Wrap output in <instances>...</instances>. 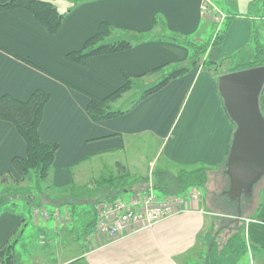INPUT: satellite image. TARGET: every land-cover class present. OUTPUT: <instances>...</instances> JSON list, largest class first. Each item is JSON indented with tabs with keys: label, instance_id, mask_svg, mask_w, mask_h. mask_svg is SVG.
Returning a JSON list of instances; mask_svg holds the SVG:
<instances>
[{
	"label": "crops",
	"instance_id": "1",
	"mask_svg": "<svg viewBox=\"0 0 264 264\" xmlns=\"http://www.w3.org/2000/svg\"><path fill=\"white\" fill-rule=\"evenodd\" d=\"M53 2L62 12L71 10L57 35H51L26 10L0 14V96L11 95L27 101L36 90L51 95L39 134L43 143L59 144L51 174L55 190L67 189L75 185L76 180H82L76 167L124 150L126 139L133 141L147 134L161 143L158 155L166 156L172 164L184 165L179 168L198 165L217 168L221 164L230 151L236 131L218 88L220 76L231 73L224 68L219 74L194 68L130 112L112 120L93 122L87 113V95L109 96L125 84L123 72L135 79L161 66L186 64L190 51L183 43L170 41L169 34L192 38L196 44L211 40L215 26L211 17L201 10L203 0H94L77 6L74 0ZM213 2L231 18L224 24L230 21L223 44L210 49L206 60L220 63L237 52L254 49L252 40L261 29L257 20L264 14V0ZM156 19L162 20L157 26ZM103 22L110 23L117 32L123 29L143 34L158 32L160 40H141L131 50L91 58L86 66L70 62L67 55L81 51ZM118 36L116 34L114 39ZM41 71L53 74V78ZM158 80L153 75L134 82L132 91L118 102V108L131 109L139 97L130 102L129 107H119L120 103L128 102L130 93L144 92ZM260 107L264 115V90ZM26 153V143L16 127L0 120V175L11 172L19 179L12 159L26 157ZM208 206L204 198L199 204H192L190 211L164 220L152 229L131 234L110 245L89 248L74 259L49 264L77 261L81 264H204L207 252L203 251L215 223V213H211ZM61 210L55 209L59 213ZM69 212L67 209L66 215L74 220L81 208L74 214ZM34 216L31 222L37 231L31 235H37V242L48 252L53 251L66 225L55 220L50 222L52 218ZM242 220L248 246L264 248V195L261 205ZM24 225H28L25 218L5 209L0 217V248ZM26 233L14 248L17 264H30L26 254L33 258L32 250L44 252L34 247L36 242L29 236L26 238ZM42 241L46 242L41 244ZM245 259L249 261L250 255Z\"/></svg>",
	"mask_w": 264,
	"mask_h": 264
},
{
	"label": "trees",
	"instance_id": "2",
	"mask_svg": "<svg viewBox=\"0 0 264 264\" xmlns=\"http://www.w3.org/2000/svg\"><path fill=\"white\" fill-rule=\"evenodd\" d=\"M74 1V6H77L80 3L94 0ZM16 9H23L30 12L38 22L47 28L51 35H57L60 32L66 15L71 11L68 10L66 12H61L58 8H56L53 0H0V14ZM229 23L230 21L226 24L225 28L221 31L217 38H215L213 43L209 40L204 44H196L189 41V38L186 36L174 33L171 35L169 34L168 37L170 38V41L174 43H183L191 49V56L188 62L180 67H176V69L169 74L165 72L166 67L169 65L156 68L135 79L126 72H123L125 84L121 88L105 98H98L89 95L87 113L90 119L93 122H102L120 117L130 112L140 102L162 91L172 81L186 76L194 68L201 67L203 70L208 72L219 74V71H221L226 65L225 63H227L229 59H232L233 56L224 59L220 63L206 60L205 57L211 47H218L223 44V39ZM155 25H159L158 19L155 20ZM116 34L119 36L114 39ZM152 39L160 40L158 32L156 34H142L133 38V36H126L118 33L110 23L103 22L100 25L97 34L84 44L83 49L81 51L68 54L67 59L77 65L86 66L91 58L128 51L137 46L141 40L150 41ZM260 40L259 33H255L252 40V43L255 46V57L253 61L249 64L238 66L239 69L233 68L228 72H237L264 66V45L261 44ZM0 50H2L1 47ZM30 65L32 64L30 63ZM153 75L158 77L160 81L147 88L143 92L141 98L132 104L131 109L121 110L118 108V102L122 100L124 95L132 91L134 82L139 81V79H142L143 77ZM50 99L51 95L44 90H36L27 101L17 100L11 95L0 96V120L11 123L16 127L20 136L24 139L27 149L26 157H15L12 159L13 170L17 173L19 179L15 178L11 172L2 174L0 175V186H4L9 182L14 185H22L26 181H29L32 175L35 176L38 182L50 179L56 153L59 149V144H45L41 141L39 134L44 109ZM229 152L217 168H210L205 165L180 168V172H178V176L176 178H173L174 180L169 177L167 172H159L156 175L154 187L155 189L161 190L164 197L170 194L171 184H174V182H177L175 191L178 192V196L184 195L186 190L194 187L205 189L206 195H209L206 187L208 179L207 171L216 169L225 170ZM127 180V177L121 176L115 178L111 177L109 179L103 178L101 181L96 182L97 192H104V194H98L99 198L96 199H94V197L93 199L92 197H89V200L91 201L90 205L94 208L93 214L95 215L94 220L89 224V228L94 227L97 223V215L95 212L97 204H104L109 200L112 201L115 198H122L123 194L126 192L125 184ZM226 191L227 190H223L222 193L226 195ZM111 192H115V196L109 195ZM12 197H17V199H13ZM35 200V195L30 193L26 188H3L0 191V214L4 212V209L15 212L14 207H18V205L21 204L28 207L34 206L33 204ZM80 208L81 205L76 204L72 210L68 208L70 215L71 213L74 214L75 211ZM58 214L61 213L58 212ZM232 223H234V225L228 227L230 234L226 242L222 243L221 246L217 245V242L215 241L216 239L211 242L207 250L204 264H239L241 260L250 255L251 252L255 258L259 257L264 260V248L249 247L246 243L244 236L245 224L243 223V220L240 222L234 220ZM16 242L17 240H13L12 237L6 245L0 248V264H17L14 255Z\"/></svg>",
	"mask_w": 264,
	"mask_h": 264
},
{
	"label": "rangeland",
	"instance_id": "3",
	"mask_svg": "<svg viewBox=\"0 0 264 264\" xmlns=\"http://www.w3.org/2000/svg\"><path fill=\"white\" fill-rule=\"evenodd\" d=\"M160 21L162 22V20ZM257 22L261 23L259 25L261 26V29L259 30L258 33L260 35L261 44L264 45V24H263L264 14L262 15V17L258 18ZM118 33L124 34L126 36L128 35L140 36L143 34V33H132L125 29L118 31ZM189 41L194 42L192 38H189ZM213 41H214V34L212 36L211 43H213ZM206 42L204 41L202 44ZM254 47L255 46H253V48ZM187 48L191 53V49L189 47ZM210 49H213V47H211ZM254 52L255 49L249 50L248 48L245 51H240L237 52L235 55H232L233 58L229 59L228 62L225 63L226 65L223 67L225 69L224 71H231V69L233 68L239 69L238 66L251 63L255 57ZM242 54H244L245 57ZM182 65L183 64L169 65L168 67H166L165 72L169 74L174 69H176V67H180ZM41 72L45 73L50 77H52L53 75L46 71H41ZM159 81L160 80H158V82ZM142 93L143 91L141 92L138 91L137 93L134 91V93H130L127 97L128 102H124L123 105L122 103H120L119 107L122 106L129 107V103L136 100V98L138 97H139L138 99H140ZM89 95L87 96L89 97ZM160 146L161 143L157 139H155L152 135H148V134L138 137L136 138V140L133 141H131L130 139H126V147L124 150L110 153L109 155L101 159H92L87 164L76 167V170H78V172L80 173L79 176L82 177L81 178L82 180H78V181L76 180V184L68 187L67 189L55 190L56 188L54 189L52 187V181H51L52 176L47 181L38 182L34 175H32L29 181H26L22 185H14L11 184V182H9L4 186L3 185L0 186V191L3 188L5 189L7 187L14 189L26 188L30 193H32L36 197V200L34 201L33 204L34 206L28 207L25 206L24 204H21L18 205V207H14L15 209L14 213H18L22 218H25L28 221L27 226L24 225L19 230V232H16L15 235L12 236L13 240L14 239L17 240L16 245L22 238L23 233L26 231L27 232L26 238L29 236L31 239H34V241L36 242L34 247L44 250V252L38 251L36 253H34V251L32 250L33 258H29V256L26 254L27 261H29L30 264L56 263L57 260L65 262L74 259L76 257H79L89 248L94 249L96 247H99L100 244L95 235L96 225L94 227L89 228V224L94 219V218H89L93 214V209H94L90 205L91 201L89 200V197H92V199L94 197V199H96L99 198L98 194L101 193L104 194V192L101 193L97 192L98 190H97L96 182L101 181L103 178L109 179L111 177L113 178L121 177V176L127 177L128 180L126 181L125 184L126 192L123 194L122 198L120 197L118 199L115 198L112 201L110 200L107 201V202H115V201L118 202L119 200H129L131 198L139 197L144 193L146 187H148L149 185L155 186L156 175L159 172H167L170 178L172 179L176 178L178 176V172H180L179 167H184V165L176 162L175 164H172L170 163V161L166 156L161 154L158 155V150ZM225 171H226V167L225 170L216 169L212 171L211 170L207 171L208 179L206 182V187L209 195H206L205 189H200L196 187L190 188L185 192V194L192 193V191L201 192L202 198L198 202H194V203L199 204L205 198V200L208 202L209 205L207 209L215 213L214 214L215 223L212 228V231L209 234V237H207V244L205 245V249L203 252H207L209 245L214 239H216L215 241L219 246H221L222 243L226 242L230 234L228 227L234 225V223L232 222L234 220H237V204L231 202L230 199L222 193L223 190H228L230 185L229 179L225 175ZM171 185L172 186H171L170 194L168 196H172V197L178 196L177 195L178 192L175 191L177 182H174V184ZM263 189H264V176L262 180H260V182L255 186L253 192V198L244 200L242 206V219H244V217L246 216H251V212L261 205L262 195H264ZM51 190H53V192ZM155 193L159 198L162 199L168 197V196L164 197L163 192L159 189H155ZM109 195L115 196V192H111ZM12 198L17 199V197H12ZM194 203L191 202L189 203V205L191 206ZM75 204L81 205V212L74 218V220H72V218L69 215H66L67 214L66 210L68 208L72 210ZM101 205L102 204H97V206L95 207L96 215L98 214ZM35 207H39V208L34 209ZM57 208L62 209L61 210L62 213L60 214V216L64 217V221H57V223H63L62 225H66V226L63 228L61 227L62 228L61 230L63 231L61 233L59 240H57L58 246L55 245L54 250L48 252L45 246H40L39 243L37 242L38 236L36 235L35 237L34 235H31V233L37 231V229H33L31 218L35 217L34 214L38 215V213H36L35 210L44 209L48 211L50 218H52L50 222H54V220L56 221V219L53 216L58 213L57 211H55V209ZM85 229L89 233H86ZM87 235H90L89 240L87 239ZM45 242L46 241H42L40 243L43 244ZM34 247L32 246L31 248ZM253 261H254L253 263L255 264H264L263 258H259V257L255 258L253 256ZM251 263L252 260L248 261L247 259L244 258L241 260L239 264H251ZM73 264H81V263L80 261H77L76 263Z\"/></svg>",
	"mask_w": 264,
	"mask_h": 264
},
{
	"label": "water",
	"instance_id": "4",
	"mask_svg": "<svg viewBox=\"0 0 264 264\" xmlns=\"http://www.w3.org/2000/svg\"><path fill=\"white\" fill-rule=\"evenodd\" d=\"M218 88L227 114L236 125L225 175L230 183L226 195L237 204L240 221L244 200L253 196L264 176V115L260 107L264 66L224 74Z\"/></svg>",
	"mask_w": 264,
	"mask_h": 264
},
{
	"label": "built area",
	"instance_id": "5",
	"mask_svg": "<svg viewBox=\"0 0 264 264\" xmlns=\"http://www.w3.org/2000/svg\"><path fill=\"white\" fill-rule=\"evenodd\" d=\"M201 9L212 19L215 40L231 16L221 11L213 0H203ZM201 198V192L192 191L182 196H168L162 199L156 195L155 187L149 185L139 197L102 204L97 214L96 238L100 246L113 244L126 236L152 229L164 220L190 211L189 203L198 202ZM35 212L44 218H50L47 210ZM53 217L56 221L64 220L58 213ZM250 260L251 264H255L251 253Z\"/></svg>",
	"mask_w": 264,
	"mask_h": 264
},
{
	"label": "bare ground",
	"instance_id": "6",
	"mask_svg": "<svg viewBox=\"0 0 264 264\" xmlns=\"http://www.w3.org/2000/svg\"><path fill=\"white\" fill-rule=\"evenodd\" d=\"M242 219V218H241Z\"/></svg>",
	"mask_w": 264,
	"mask_h": 264
}]
</instances>
